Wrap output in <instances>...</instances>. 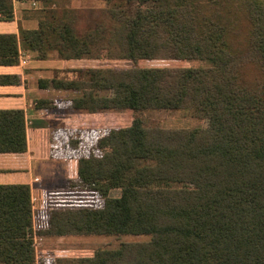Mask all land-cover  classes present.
Here are the masks:
<instances>
[{"label": "trees", "instance_id": "obj_1", "mask_svg": "<svg viewBox=\"0 0 264 264\" xmlns=\"http://www.w3.org/2000/svg\"><path fill=\"white\" fill-rule=\"evenodd\" d=\"M100 1L44 9L37 29L0 34V66L18 65L19 44L38 58L126 59L131 68L80 69L40 86L80 91L76 110L189 109L210 124L149 128L136 116L54 136L50 157L78 158L69 190L96 203L49 207L35 228L30 186L0 185V264H38L36 234L150 237L50 264H264V0ZM0 15H12V0H0ZM152 59L206 65L137 66ZM16 78L0 75V85ZM27 149L25 111L0 109V153Z\"/></svg>", "mask_w": 264, "mask_h": 264}, {"label": "crops", "instance_id": "obj_2", "mask_svg": "<svg viewBox=\"0 0 264 264\" xmlns=\"http://www.w3.org/2000/svg\"><path fill=\"white\" fill-rule=\"evenodd\" d=\"M89 1H94L95 5L83 6L84 4L88 5L86 3ZM96 2L101 3L102 1L12 0V15H0V34H14L19 37L21 29H37L44 9L101 7L98 6L100 3L97 4ZM51 52L48 53L46 58H38L36 52L24 49L19 44L18 65L0 66V75L16 76L15 80L18 79L14 84L0 85V109H23L25 111L28 144L26 152L0 153V185L27 184L30 186L35 228L41 223L37 218L41 199H46L42 180L45 177L59 175L60 169L68 180L76 179L78 176V158L68 155L60 163L57 162L54 157L49 156V142L54 136L58 137L57 132L59 131L62 132L60 137L64 138V140L67 134L81 133L83 131L81 128L82 124H80L82 116L76 113V109L71 106L72 97L68 96L66 92L68 89L66 91H63L64 89H56L51 84L45 87L40 86L41 80L66 79L61 76L65 69L57 66L60 60H81L83 58L63 59L58 57L57 54L50 55ZM70 69L77 74L75 71L87 68ZM41 101H51L53 106L49 108L38 106ZM106 111L110 110L87 112L90 116V114L97 115ZM77 116H80L79 120ZM64 117L71 120V122H68L67 126L58 127L60 122L63 121L61 118ZM47 208H44V212ZM49 238H55L56 241L52 242L51 239L49 241ZM67 238L69 236L47 237L36 234L33 248L38 264H50L54 259L68 256L65 255L67 251H63L62 254L59 253L58 255L53 252L57 245L65 248L60 242H64ZM50 253L51 255H48ZM68 253L72 254L70 250H68ZM70 256L77 257L75 255Z\"/></svg>", "mask_w": 264, "mask_h": 264}, {"label": "rangeland", "instance_id": "obj_3", "mask_svg": "<svg viewBox=\"0 0 264 264\" xmlns=\"http://www.w3.org/2000/svg\"><path fill=\"white\" fill-rule=\"evenodd\" d=\"M97 4L100 2H96ZM91 6L95 5L94 1L86 3ZM98 6H104V3H100ZM51 54H56L52 51ZM75 65V66H73ZM132 61L126 59H86L81 60H60L57 64L58 67H62L65 70L61 73L62 78L74 79L75 74L70 68H88V67H105V68H131ZM206 65L204 60H177V59H152V60H140L137 62V66L140 67H164V68H178V67H202ZM62 90V89H61ZM66 91V90H63ZM68 96L77 97L80 95V91L67 90ZM60 103H62L60 101ZM76 113L82 116V122H80L82 132L85 135L91 134V131H95L98 128L109 125V123L115 126L121 127L129 123L136 116H142L146 121V126L149 128H162V129H179V128H195L200 126H207L210 124L209 120H202L196 116L193 110H176V109H163L155 110L149 109L142 112H136L132 110L127 111H106L97 115L89 116L87 111L75 110ZM58 127L67 126V118H61ZM66 119V120H65ZM80 119V116H77ZM107 123V124H106ZM77 128V126H76ZM74 129V128H72ZM61 130V128H59ZM62 132H57L60 136ZM79 133V132H77ZM63 150V149H62ZM68 155L60 152L54 156V160L61 162L63 158H67ZM44 187V195L46 199H41L40 210L37 214L39 222L45 220L44 208L57 207V206H93L96 203V197L93 192L84 191H70V180L66 179L63 171L60 169V174L55 177H45L42 180ZM55 242V238H49V241ZM150 239L145 235H85V236H69L64 242H60L65 246L57 245V248L53 251L58 255L63 251H67L68 256L61 257V259L78 258V257H91L96 250L103 249H119L123 243L130 242H145ZM68 250L72 254L68 253ZM52 252V253H53ZM54 254V253H53ZM48 255H51L48 254ZM75 255L77 257H71Z\"/></svg>", "mask_w": 264, "mask_h": 264}]
</instances>
